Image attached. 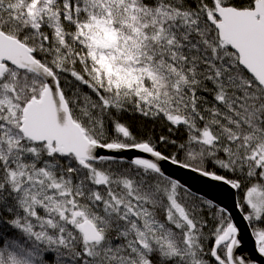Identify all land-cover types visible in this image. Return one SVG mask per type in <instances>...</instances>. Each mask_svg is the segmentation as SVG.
Segmentation results:
<instances>
[{
  "label": "snow or ice",
  "instance_id": "6c2138e0",
  "mask_svg": "<svg viewBox=\"0 0 264 264\" xmlns=\"http://www.w3.org/2000/svg\"><path fill=\"white\" fill-rule=\"evenodd\" d=\"M264 257V0H0V264Z\"/></svg>",
  "mask_w": 264,
  "mask_h": 264
},
{
  "label": "water",
  "instance_id": "95a60500",
  "mask_svg": "<svg viewBox=\"0 0 264 264\" xmlns=\"http://www.w3.org/2000/svg\"><path fill=\"white\" fill-rule=\"evenodd\" d=\"M167 171L178 179L181 183L189 186L194 192L206 198L213 199L218 206H225L232 211L235 222L241 229V239L243 241L242 248L238 251L246 257L255 260L256 264H264V257H259L253 251V241L249 235L250 230L246 227V222L240 217L234 207L237 200V194L234 190L228 189L226 186L220 185L218 182L209 181L204 177H200L196 173L188 170L179 169L176 166L165 165Z\"/></svg>",
  "mask_w": 264,
  "mask_h": 264
},
{
  "label": "trees",
  "instance_id": "16d2710c",
  "mask_svg": "<svg viewBox=\"0 0 264 264\" xmlns=\"http://www.w3.org/2000/svg\"><path fill=\"white\" fill-rule=\"evenodd\" d=\"M239 199V196L237 195V200Z\"/></svg>",
  "mask_w": 264,
  "mask_h": 264
}]
</instances>
